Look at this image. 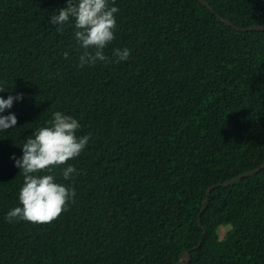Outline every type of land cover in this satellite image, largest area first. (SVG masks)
<instances>
[{
    "label": "trees",
    "instance_id": "trees-1",
    "mask_svg": "<svg viewBox=\"0 0 264 264\" xmlns=\"http://www.w3.org/2000/svg\"><path fill=\"white\" fill-rule=\"evenodd\" d=\"M205 1L215 13L109 0L112 62L81 67L74 21L50 22L67 0H0V97L23 96L0 113L18 121L0 132V264H177L185 252L190 264H264V170L215 188L203 211L210 187L264 163V31H244L264 27V0ZM57 111L90 139L40 175L74 203L51 224L9 223L24 182L12 157Z\"/></svg>",
    "mask_w": 264,
    "mask_h": 264
},
{
    "label": "clouds",
    "instance_id": "clouds-1",
    "mask_svg": "<svg viewBox=\"0 0 264 264\" xmlns=\"http://www.w3.org/2000/svg\"><path fill=\"white\" fill-rule=\"evenodd\" d=\"M118 11L117 7L110 6L109 0H67L66 7L52 15L50 22L57 26V32H63L65 25L74 21L75 40L83 49L79 66L95 65L97 62L111 63L112 58L106 56L104 50L115 38L117 25L114 14ZM113 56L117 63L127 61L130 50L115 49ZM22 99V94L12 95L11 92L7 99L0 97V113L11 109L14 101ZM17 122L15 114L0 115V132L14 128ZM50 124V127H41L26 140L21 158L12 157L24 182L19 192L22 207H15L8 212L6 219L9 223L26 221L40 225L51 224L67 210L70 201L74 203L73 189L57 183L54 174L40 173H53L54 168L78 157L90 136L78 137L76 133L81 127L79 122L59 111L54 113ZM75 172L76 169L68 165L62 171L63 179L69 180Z\"/></svg>",
    "mask_w": 264,
    "mask_h": 264
},
{
    "label": "water",
    "instance_id": "water-1",
    "mask_svg": "<svg viewBox=\"0 0 264 264\" xmlns=\"http://www.w3.org/2000/svg\"><path fill=\"white\" fill-rule=\"evenodd\" d=\"M199 1V3L201 5H203L204 7L208 8L211 12L215 13L214 9L210 6V4H208L205 0H197ZM222 23L226 24L227 26L229 27H234L236 28L230 21L226 20V19H221ZM237 30H239L238 28H236ZM244 31H264V27H261V26H257V27H251V28H248V29H244ZM264 170V163L263 165H261V167H259L258 169L254 170V171H251V172H248V173H245L243 175H240L238 177H235L233 178L232 180L226 182V183H223V184H216L212 187H210L208 190H207V193H206V199H205V202H204V208H203V211L206 209V206L208 205L209 203V196H210V193L215 189V188H219V187H223V188H228L230 187L231 185L237 183L238 181L240 180H243L245 178H248V177H251V176H254L256 174H259L261 171ZM202 211V212H203ZM199 225L201 226V218L199 219ZM205 234V232H204ZM191 263V254L190 252H185L183 253V255L181 256V259L180 261L177 263V264H190Z\"/></svg>",
    "mask_w": 264,
    "mask_h": 264
}]
</instances>
